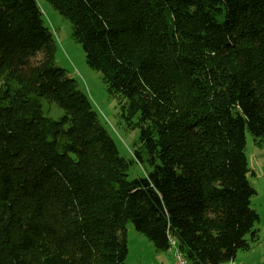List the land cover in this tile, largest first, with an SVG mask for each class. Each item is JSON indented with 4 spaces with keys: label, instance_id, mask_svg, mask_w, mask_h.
Here are the masks:
<instances>
[{
    "label": "trees",
    "instance_id": "16d2710c",
    "mask_svg": "<svg viewBox=\"0 0 264 264\" xmlns=\"http://www.w3.org/2000/svg\"><path fill=\"white\" fill-rule=\"evenodd\" d=\"M38 1L0 0V264H126L128 223L188 264H234L258 242L264 0H42L139 131L129 160L56 66Z\"/></svg>",
    "mask_w": 264,
    "mask_h": 264
},
{
    "label": "rangeland",
    "instance_id": "374dc122",
    "mask_svg": "<svg viewBox=\"0 0 264 264\" xmlns=\"http://www.w3.org/2000/svg\"><path fill=\"white\" fill-rule=\"evenodd\" d=\"M38 3L44 26L50 30L56 42V66L64 70L67 77L77 83L78 90L88 97L120 156L132 159L134 151L138 149L139 131L128 127L126 114L121 112L117 100L108 94L100 74L86 65L81 47L71 38V24L46 1L39 0ZM42 111L45 116L54 120L63 115L59 108L46 101L42 102ZM136 122L137 119H134L133 123ZM245 158L250 171L247 180L255 191L250 199V207L259 216V222L254 227L258 233V242L249 251L239 252V260L236 258L234 264H264V146L256 145L249 134H246ZM149 171L147 165L137 162L130 168L128 176L129 179L144 177ZM251 172H254V176ZM125 229L126 264H173L169 252H157L150 241L134 230L131 223Z\"/></svg>",
    "mask_w": 264,
    "mask_h": 264
},
{
    "label": "built area",
    "instance_id": "2783aa9c",
    "mask_svg": "<svg viewBox=\"0 0 264 264\" xmlns=\"http://www.w3.org/2000/svg\"><path fill=\"white\" fill-rule=\"evenodd\" d=\"M169 245L170 249L168 250V252H170L171 254L173 264H188L173 240H169Z\"/></svg>",
    "mask_w": 264,
    "mask_h": 264
},
{
    "label": "crops",
    "instance_id": "0c3cea01",
    "mask_svg": "<svg viewBox=\"0 0 264 264\" xmlns=\"http://www.w3.org/2000/svg\"><path fill=\"white\" fill-rule=\"evenodd\" d=\"M238 256H239V254H237V256H236V258H237V261L239 260V257H238ZM240 261H242V260H240Z\"/></svg>",
    "mask_w": 264,
    "mask_h": 264
}]
</instances>
